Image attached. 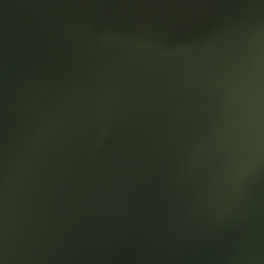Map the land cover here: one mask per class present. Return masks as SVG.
<instances>
[{
	"label": "water",
	"instance_id": "1",
	"mask_svg": "<svg viewBox=\"0 0 264 264\" xmlns=\"http://www.w3.org/2000/svg\"><path fill=\"white\" fill-rule=\"evenodd\" d=\"M0 264H264V0H0Z\"/></svg>",
	"mask_w": 264,
	"mask_h": 264
}]
</instances>
